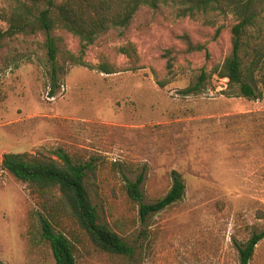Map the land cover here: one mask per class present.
<instances>
[{
  "label": "rangeland",
  "instance_id": "rangeland-1",
  "mask_svg": "<svg viewBox=\"0 0 264 264\" xmlns=\"http://www.w3.org/2000/svg\"><path fill=\"white\" fill-rule=\"evenodd\" d=\"M12 1L0 0V31L9 28L1 14ZM230 23L214 13L143 6L128 27L88 47L86 60L95 68L60 59L54 95L46 34L0 40V261L57 264L42 238L46 218L69 238L77 264L241 263L239 246L264 230V95L229 96L223 93L228 79L214 75L188 92L203 70L211 75L231 52ZM185 33L207 44L209 55L187 52ZM53 34L65 37L66 51L78 50L79 38ZM258 42L264 44V28ZM129 43L140 68L107 74L96 67L105 59L132 66L117 51ZM59 151L94 165L87 184L101 220L133 246V256L97 248L59 189L41 190L2 164L6 153L45 159L59 158ZM175 171L186 185L184 197L142 217L141 204L164 198ZM141 176L138 201L127 185ZM249 264H264V239Z\"/></svg>",
  "mask_w": 264,
  "mask_h": 264
},
{
  "label": "trees",
  "instance_id": "trees-1",
  "mask_svg": "<svg viewBox=\"0 0 264 264\" xmlns=\"http://www.w3.org/2000/svg\"><path fill=\"white\" fill-rule=\"evenodd\" d=\"M162 5L180 7L185 14L191 16L197 13H214L231 19V23L227 25L231 33V52L211 75L203 70L197 84L188 92L203 88L207 79L214 75L228 79V88L223 93L229 96L237 94L248 99L263 98L264 44L261 45L258 41L264 28V0H13L8 11L3 9L1 14L9 23V28L0 31V40L17 34H46L43 47L52 68L54 85L51 94L54 95L61 67L58 65L60 59L95 68L86 60L87 49L100 35L113 29L128 27L143 6L157 9ZM58 30L67 31L79 38L77 51L65 50V37L53 34ZM181 39L187 52L206 51L207 56L209 55L207 44L194 42L186 33ZM117 51L131 58L132 66L121 69L105 59L96 67L107 74L140 68L138 50L134 44L119 47ZM166 56L169 58L168 65L172 68V60L175 58L173 50H167ZM159 83L165 85L162 80ZM57 153L59 158L45 159L31 157L27 153H6L2 164L17 179L41 190L59 189L65 205L70 208L97 248L112 254L133 256V246L114 231L109 223L101 220L87 184L88 172L94 165L75 162L69 154L62 151ZM173 179V186L164 198L153 204H141L142 217L165 209L184 197L186 185L181 175L175 171ZM143 180L144 177L141 176L136 182L127 185L130 195L138 201L143 197L140 191ZM41 223L42 238L50 244L57 264H77L69 238L57 232L46 218H42ZM262 239L264 230L255 232L246 243L239 246L240 264L250 263L255 248ZM0 264L5 263L0 261Z\"/></svg>",
  "mask_w": 264,
  "mask_h": 264
}]
</instances>
